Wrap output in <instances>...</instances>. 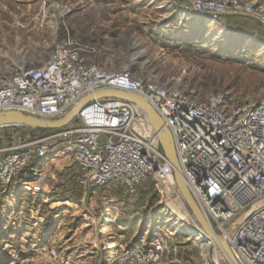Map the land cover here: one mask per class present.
<instances>
[{"label": "built area", "instance_id": "obj_1", "mask_svg": "<svg viewBox=\"0 0 264 264\" xmlns=\"http://www.w3.org/2000/svg\"><path fill=\"white\" fill-rule=\"evenodd\" d=\"M184 1L187 9L209 22L233 15L251 18L264 27V4ZM105 89L147 100L171 136L180 175L213 233L225 238L237 264H264V99L235 104L225 95L211 94L200 102L129 68L101 67L66 35L57 40L43 65L17 70L0 84V112L18 111L56 121ZM59 155H71L84 197L91 190L108 188L122 189L133 197L147 179H153L160 193L175 190L174 170L154 127L129 102L89 100L63 128L0 144V193L15 185L25 190L31 178L41 180L44 165ZM186 224L191 227L188 234L200 244L202 264H228L219 245L194 217ZM174 234L158 229L150 237H140L117 251L114 261L172 264L180 251L172 243ZM49 253L57 264H69L62 252L52 249Z\"/></svg>", "mask_w": 264, "mask_h": 264}, {"label": "rangeland", "instance_id": "obj_2", "mask_svg": "<svg viewBox=\"0 0 264 264\" xmlns=\"http://www.w3.org/2000/svg\"><path fill=\"white\" fill-rule=\"evenodd\" d=\"M34 3L30 14L49 25L43 32L47 51L68 35L89 61L123 70L135 55L139 75L200 102L211 94L225 95L235 104L264 99V27L251 18H234L232 26L222 30L219 25L192 24L184 0ZM64 6L70 14L60 9ZM101 7L108 9L97 19ZM13 10L20 14L25 8ZM34 38L39 41L41 36ZM29 136L33 133L28 129H2L0 144ZM70 165L66 155L58 157L44 165L46 178L28 180L35 191L15 185L0 193V264H57L49 257L52 249L68 257L69 264H120L114 261L117 251L158 229L175 233L172 243L180 251L172 264H202L200 244L188 234L191 227L186 224L192 213L175 180L173 192L160 193L153 179H147L133 197L108 188L81 198L75 196L79 190L72 179L58 175Z\"/></svg>", "mask_w": 264, "mask_h": 264}, {"label": "crops", "instance_id": "obj_3", "mask_svg": "<svg viewBox=\"0 0 264 264\" xmlns=\"http://www.w3.org/2000/svg\"><path fill=\"white\" fill-rule=\"evenodd\" d=\"M34 1L35 0H0V84L5 79L11 77L15 71L28 70L41 66L49 59L51 51L45 50L46 47L43 35L45 28H48L49 25L45 23L44 20L39 21L37 20V17L30 14V10L34 9L36 5ZM44 1L46 0H41V4L44 3ZM38 6H40V3ZM13 8H25V10H20V14H17ZM39 9H42V7H39ZM60 9L64 13H71V10L66 6L61 7ZM105 9H108V7L97 8V19L98 13ZM188 16L191 17L192 24H196L195 21H197L198 25H212L213 28H215L216 25H219L222 30L228 29L232 26L231 21L227 18L229 15L221 17L218 22L206 21L205 18L192 12H190ZM34 36H41V38L39 41H35ZM57 37L55 36V39ZM60 38L63 37L61 36ZM131 56H134V63L136 57L135 55H130V58ZM130 58L128 59L126 68L137 73L136 64L134 63L132 66L129 64ZM66 156L71 159V165L68 166V168L65 167L66 170L64 168L58 172V175L61 177L67 176L73 178L77 184V168L73 163L71 155ZM59 157H61V155H59ZM46 177L47 175L44 173V178ZM81 198H85L83 192Z\"/></svg>", "mask_w": 264, "mask_h": 264}, {"label": "water", "instance_id": "obj_4", "mask_svg": "<svg viewBox=\"0 0 264 264\" xmlns=\"http://www.w3.org/2000/svg\"><path fill=\"white\" fill-rule=\"evenodd\" d=\"M133 58L134 56L133 57L131 56L129 60L130 66L134 64ZM103 98L117 99L132 103L145 113L147 119L149 120L150 124L154 127V130L158 135L160 145L162 147V150L164 152L167 161L174 170V179L177 183V187L185 203L189 207V210L192 213L193 217L195 218L196 222L205 230V232H208L210 226L207 224L206 220L202 216L200 210L193 201L183 178L180 176V169L175 157L171 136L169 132L163 127V124L160 118L158 117V115L152 109V107L147 102V100L144 99L143 97H140L133 93L116 90V89L101 90L96 92L94 95L88 96L87 98L83 99L75 107H73L63 118L56 121H45L30 115H26L18 111L0 112V129L6 127H23L29 129H44V130L60 129L65 127L74 120L78 112V109L82 104H84L89 100L103 99ZM215 236L218 238L217 240L219 243V247L223 252L224 256L229 261V263L237 264L231 254L230 248L226 243V241L222 240L221 236L219 235H215Z\"/></svg>", "mask_w": 264, "mask_h": 264}, {"label": "trees", "instance_id": "obj_5", "mask_svg": "<svg viewBox=\"0 0 264 264\" xmlns=\"http://www.w3.org/2000/svg\"><path fill=\"white\" fill-rule=\"evenodd\" d=\"M238 17L243 18L242 16H228L227 18H228V20L231 21L232 19L238 18ZM238 28H241V27H238ZM20 128H23V127H20ZM25 129H28L29 131H31L33 133V137H41V136H44V135H46L52 131V130H44V129H29V128H25ZM71 179H72L74 185L77 187L76 181L73 178H71ZM76 187H75V189H77L79 191H78V193L75 194V196L77 194H78L77 196H81L82 195L81 189L79 187H77V188ZM73 189H74V187H73ZM65 191L67 192V190H65Z\"/></svg>", "mask_w": 264, "mask_h": 264}, {"label": "bare ground", "instance_id": "obj_6", "mask_svg": "<svg viewBox=\"0 0 264 264\" xmlns=\"http://www.w3.org/2000/svg\"><path fill=\"white\" fill-rule=\"evenodd\" d=\"M181 176V175H180ZM175 180V179H174ZM175 184H176V188H177V191L179 192V194H180V196H181V198L183 199V197H182V195H181V193H180V191H179V189H178V187H177V183H176V181H175ZM34 186H33V184H29V185H27L26 187H25V190L26 191H33L34 189H32ZM40 190V189H39ZM35 191V190H34ZM35 194V193H34ZM183 201H184V199H183ZM184 203H185V201H184ZM186 204V203H185ZM187 205V204H186ZM188 207V206H187ZM189 208V207H188ZM193 216V215H192ZM190 219H188V221H189ZM208 224V223H207ZM199 227H201V226H199ZM202 228V227H201ZM208 228V227H207ZM203 229V228H202ZM204 230V229H203ZM205 231V230H204ZM213 231H212V229L210 228V229H208V232H205L208 236H210L211 238H212V240H214L215 242H217V244L219 245V243H218V238L215 236V234L214 233H212ZM221 239L222 240H224L225 241V238L224 237H221ZM223 260H225V263H228V264H230L229 263V261L227 260V258L225 257V259H223Z\"/></svg>", "mask_w": 264, "mask_h": 264}]
</instances>
